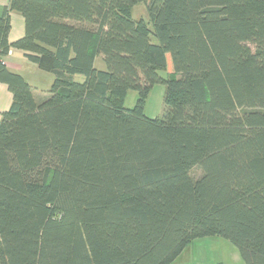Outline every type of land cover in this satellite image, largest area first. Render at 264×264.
Returning a JSON list of instances; mask_svg holds the SVG:
<instances>
[{
  "label": "trees",
  "instance_id": "obj_1",
  "mask_svg": "<svg viewBox=\"0 0 264 264\" xmlns=\"http://www.w3.org/2000/svg\"><path fill=\"white\" fill-rule=\"evenodd\" d=\"M0 81V264H172L208 236L264 264V0H9Z\"/></svg>",
  "mask_w": 264,
  "mask_h": 264
},
{
  "label": "rangeland",
  "instance_id": "obj_2",
  "mask_svg": "<svg viewBox=\"0 0 264 264\" xmlns=\"http://www.w3.org/2000/svg\"><path fill=\"white\" fill-rule=\"evenodd\" d=\"M132 15L134 17H144L146 16V10L143 3L137 4L133 10ZM32 65L33 69H36L35 64L28 62ZM34 65V66H33ZM96 66L99 68H104L103 61H97ZM18 72V71H17ZM23 72L26 77L25 79L31 82H35V78H31L33 75L26 71ZM49 81L45 83L44 81H37L35 88L36 95H47L48 89L52 82V74L45 72ZM164 75L165 71H161ZM45 75V74H44ZM75 80L81 81L83 76L80 74H75L73 76ZM33 80V81H32ZM165 86L162 83H155L148 93L145 101L144 113L149 117H155L162 114L163 111V96H164ZM137 93L135 90H128L123 97V106L132 107L136 101ZM172 264H244L237 248L228 240L220 236H208L203 238H198L192 241L177 259Z\"/></svg>",
  "mask_w": 264,
  "mask_h": 264
},
{
  "label": "crops",
  "instance_id": "obj_3",
  "mask_svg": "<svg viewBox=\"0 0 264 264\" xmlns=\"http://www.w3.org/2000/svg\"><path fill=\"white\" fill-rule=\"evenodd\" d=\"M8 1L9 0H0V14L3 8L8 4ZM23 33H24V20H23L22 15L16 11H11L10 12V31L8 33L9 40L13 41L21 37ZM5 62H6L7 67L10 70L18 71V72L28 70V73L33 75L31 78L36 79L35 82H31L30 80H28V82L32 85V88L34 90L35 88L33 87V85L36 87L37 81H44L45 83H47V81H49L50 79V77H48L46 73L40 70L36 65H35L36 69H33L32 65H29L28 63L30 61L26 59V57L24 56V52L21 50H18V49L11 50V52L5 57ZM22 75L26 77L24 74ZM11 100H12V95H11V92L8 86L5 83L0 81V118H1V112L10 106Z\"/></svg>",
  "mask_w": 264,
  "mask_h": 264
}]
</instances>
